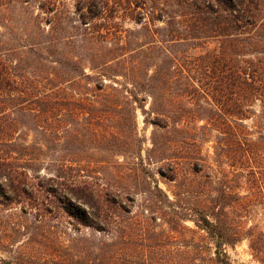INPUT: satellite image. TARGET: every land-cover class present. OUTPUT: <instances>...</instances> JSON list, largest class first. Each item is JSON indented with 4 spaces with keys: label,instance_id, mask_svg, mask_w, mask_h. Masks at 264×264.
<instances>
[{
    "label": "trees",
    "instance_id": "trees-1",
    "mask_svg": "<svg viewBox=\"0 0 264 264\" xmlns=\"http://www.w3.org/2000/svg\"><path fill=\"white\" fill-rule=\"evenodd\" d=\"M73 1L71 9L68 0H36L37 16L46 17L34 45L42 47L40 65L49 67L47 77V72L43 76L37 70L29 71V62L0 57V205L7 209L20 206L21 216H33L38 222L35 228L42 237H28L12 260L1 259L0 264H239L227 248L244 241L254 260L264 264V41L256 39L253 53L257 56L250 58L251 34L247 30L261 19L253 12L255 1ZM170 2L182 12L168 14L164 7ZM189 7L191 13L183 12ZM121 14L143 25L151 41L139 43L134 57H127L128 47L105 46L101 60L104 81L95 91L105 94L109 107L125 104L144 113L148 112L147 99L140 95L151 97L155 115L151 122L160 128L169 126L164 99L173 92L188 103L181 104V118L174 123L190 122L194 127L186 133L175 127L177 131H183L186 138L189 135L194 144L207 141L204 135L208 132H217L216 168L207 165L200 154L187 156L191 168L204 173L210 185V190L200 194L195 218L174 204L172 211L164 210L166 216L177 219L172 221L176 224L192 220L203 232L197 242L193 236L184 244L166 234L151 236L146 225L157 216L150 207L135 212L133 192L98 190L75 174L76 167L68 160L54 158L47 142L29 140L31 132L46 138L59 123L67 127V120L59 118L61 112L104 106V101L98 103L88 96L79 101L75 98L72 86L78 61L70 49L76 37H103L102 30L96 29L101 20L106 25L105 43L115 34L122 39L120 30H115L119 28L115 19ZM157 22L168 27L167 40H159L163 33ZM210 43L215 47L208 48ZM183 46L203 51L192 53L180 49ZM120 78L125 83H119ZM251 119L254 127L245 123ZM171 155L178 158L176 150ZM175 168L168 177L171 180L177 176ZM163 170L159 172L165 176ZM156 188L170 202L167 194ZM147 193L158 199L154 191ZM65 217L64 224L61 219ZM66 224L76 232L84 227L104 237L89 242L85 255L78 257L68 244ZM183 229L193 231L186 226ZM179 247L188 249L176 250ZM48 251L61 252L63 257L57 261Z\"/></svg>",
    "mask_w": 264,
    "mask_h": 264
},
{
    "label": "rangeland",
    "instance_id": "rangeland-1",
    "mask_svg": "<svg viewBox=\"0 0 264 264\" xmlns=\"http://www.w3.org/2000/svg\"><path fill=\"white\" fill-rule=\"evenodd\" d=\"M187 1L192 3V0ZM254 1L253 12L261 19L256 24L247 26V30L251 34L249 49L252 54L249 56L253 59L257 56L256 53H253L255 52L253 49L256 39L264 41V0ZM73 2V0H68V6L71 9ZM164 8L168 10V14L182 12L175 3L171 2L167 3ZM184 11L191 13L193 9L189 7ZM38 14L36 0H32L31 4L19 3L16 0H0V57L16 62H29L31 65L26 67L29 71L37 70L38 74L43 76H45L44 72H47V77L49 67L40 65L43 62L40 60L42 47L34 45V42H38L40 38L39 25L46 17V14H43L44 17L40 18L37 16ZM98 22L99 28L96 27V29L102 30L103 37H98L96 40L93 37L79 36L75 38L76 43L71 46L70 50L73 55L75 54V60L78 61V65H76L78 72L74 73V78H76L72 92L75 91L74 96L78 101L86 99L88 96L98 103L104 101V106H98L91 111L89 108L81 110L76 107L72 112H61L59 118L67 120V127L59 123L54 134L46 137L49 141H46L47 139L38 132L29 133V140L47 142L53 148L54 158L60 161L68 160L70 165L76 167L74 173L81 174L84 180L91 182L98 190L112 189L120 190L123 193L133 192L136 196L135 212L150 207L157 216L156 220H150L146 225L152 232L151 236L155 233L170 235L177 238L181 244L193 236L197 242L203 232H199L192 220L188 219L176 224L172 221L177 219L166 216L164 210L172 211V204H174L181 211L187 210L192 216L189 218H195L196 213L194 212L200 204V194L205 190H210V185L204 173H196L191 168V162L187 156L201 155L207 165L210 164L216 168L214 146L217 132H208L204 135L209 138L207 141L194 144L189 135L186 138L183 131H177L175 127L185 130V133L188 130L193 131L194 127L190 122H181L177 126L174 123V120L181 118L178 114L181 113L179 112L181 104L188 105V103L184 97L179 98L173 92L166 95L164 99L167 108L164 118H169V126L166 128L152 124L151 121L155 117L151 112L153 100L145 94H141L140 97L147 99L145 108L148 112L146 113L138 107L131 108L125 104L120 107H109L105 94L95 91L96 86L104 81V65L101 63L104 61V47L125 46L130 50L127 57H134L136 55L134 50L139 43L146 44L151 39L142 29L143 25L121 14L115 19L120 29L115 30H120L118 36L121 34L122 39L115 34L111 36L109 42L105 43L104 28L106 25L103 20ZM157 26L163 33L159 40H167L168 37L165 34H167L168 27L163 22H157ZM92 30L94 31V29ZM207 47L213 48L215 43H210ZM180 49L192 53L203 51L201 48L193 49L187 46ZM262 52L261 56L264 57V47ZM99 61L100 63H96ZM127 67H131V60L127 63ZM83 72L88 76L83 75ZM54 79L59 81L58 83L61 82L56 76ZM106 83L110 84V82ZM119 83L125 82L120 78ZM245 123L250 127L255 126L254 119L246 120ZM198 124H205V121H200ZM200 133L198 136H203ZM154 142H157L156 146H154ZM175 150L178 153V158L172 159L170 155L174 154ZM174 165L177 169V176L175 180H171L168 177H170ZM160 168L164 169L165 176L160 174ZM227 169L229 171V167ZM212 171L214 172V170ZM42 175H46V171H42ZM157 186L167 194L170 202L157 190ZM148 190L154 191L158 199L153 200L148 195ZM21 214L20 206L7 209L0 205V260H12L16 250L18 251V246L28 237L37 236L39 240L42 239L40 233L36 231L35 227L38 222L34 217H23ZM65 220L67 221V217L61 219L64 224ZM66 226L64 231H67L70 237L68 244L73 248L71 251L78 257L85 255L89 242L97 243L100 238L104 237V234L91 229L81 227V231L76 232L71 229L70 225L66 224ZM183 226L193 231H187L183 229ZM3 245L8 247L4 248ZM187 249L179 247L176 250ZM39 250L43 251L44 249L40 247ZM227 251L236 263L259 264L252 257L247 241L238 244L235 248L228 247ZM47 253L53 254L50 256L56 258L57 261L63 257L61 252L48 251Z\"/></svg>",
    "mask_w": 264,
    "mask_h": 264
}]
</instances>
